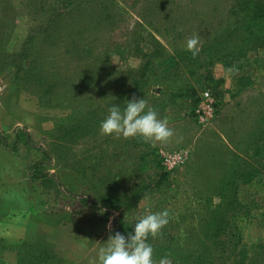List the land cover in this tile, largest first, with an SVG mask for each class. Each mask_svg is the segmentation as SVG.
<instances>
[{
	"label": "rangeland",
	"instance_id": "rangeland-1",
	"mask_svg": "<svg viewBox=\"0 0 264 264\" xmlns=\"http://www.w3.org/2000/svg\"><path fill=\"white\" fill-rule=\"evenodd\" d=\"M105 1L107 12L82 16L93 25L84 63L70 46L78 36L47 24L63 0H0V134L18 128L30 141L0 178V264H94L109 235L163 210L169 223L147 241L156 264H264V33L208 46L234 0ZM76 14L63 20L83 26ZM194 34L196 57L186 50ZM139 84L133 95L173 130L166 143L100 133L108 108L125 106ZM203 91L213 114L200 123ZM180 150L181 163L163 164ZM36 235L41 254L11 248Z\"/></svg>",
	"mask_w": 264,
	"mask_h": 264
},
{
	"label": "clouds",
	"instance_id": "clouds-1",
	"mask_svg": "<svg viewBox=\"0 0 264 264\" xmlns=\"http://www.w3.org/2000/svg\"><path fill=\"white\" fill-rule=\"evenodd\" d=\"M200 37L194 34L186 41V50L196 57L200 52ZM234 67L227 69L233 73ZM103 136L115 135L124 139L140 137L146 143H166L173 136L167 118H159L157 110L149 107L144 99L126 101L123 109L113 104L108 108L107 117L100 124ZM169 223V211L148 212L137 218L133 231L127 236L116 232L109 235L107 242L99 247L94 264H156L153 248L148 238H156ZM158 264H171L169 258H161Z\"/></svg>",
	"mask_w": 264,
	"mask_h": 264
},
{
	"label": "trees",
	"instance_id": "trees-1",
	"mask_svg": "<svg viewBox=\"0 0 264 264\" xmlns=\"http://www.w3.org/2000/svg\"><path fill=\"white\" fill-rule=\"evenodd\" d=\"M105 0H75V3L73 0H63L62 3V11H51L49 12L50 19L47 22V24H52L57 22L58 26H67L68 29L66 31L67 36L74 37L78 36L77 40H72L70 43V46L74 49H77V54L79 57H81V60H84V63H87L89 58V52L90 47H92L91 41H87L86 38L83 37V34L87 33L89 30H93V25H90L88 22V19H83L82 16H86L91 9H95L97 12H107L105 9L104 3ZM232 5H228L229 9H227V18L225 17L224 20L221 23H224V30L220 34L221 39H213V42L210 43L208 46L211 47H218L221 43L224 42H233L238 38V36L241 37V41L247 44H254L260 38V36L254 35V28L257 29V32L264 33V0H234L232 2ZM227 6V7H228ZM235 12H232V11ZM71 11L76 12V15H70V17L73 19L75 17H80L79 22L83 26H81L79 23H73L71 21L70 23L66 22V20H63V18L67 15V13H70ZM239 13V17L236 16L235 13ZM99 13V14H100ZM101 15V14H100ZM103 17V15H101ZM100 16V18H102ZM62 19L60 21H57L58 19ZM72 23V24H71ZM72 26H69V25ZM74 24V25H73ZM48 26V25H47ZM46 27V26H45ZM82 33V34H81ZM264 36V35H263ZM261 39V38H260ZM221 41V42H220ZM203 49V48H201ZM86 50L87 53L84 55L82 52ZM101 55V54H100ZM104 58L106 57L104 53ZM211 57H215L216 55L213 53H210ZM103 64L101 63V66ZM142 85L139 84L135 90L129 91V95L137 94L141 92ZM138 94V95H139ZM125 100L127 101L126 97ZM124 106L121 108L123 109ZM80 124V123H78ZM74 129V127H73ZM29 144L30 141L28 140V133L22 132L21 129H14L12 131V134L5 133L0 134V144L8 151H12L16 148L17 144ZM31 173L33 171L31 170ZM30 173V174H31ZM32 175V174H31ZM214 219V217H213ZM226 223V220H224ZM215 226L217 227V232L221 236L228 237L227 234H223L224 228L220 227L219 224L217 225L215 222H213ZM216 230V229H215ZM217 234V235H218ZM42 235H36V237L32 239L22 240L17 243L10 244L12 245L11 248L15 251L16 254L19 256L21 255L22 248L24 246L34 247L39 249L38 242L40 239H42ZM39 253L41 254V251L39 249ZM43 256V255H41ZM199 260V259H198ZM201 261L206 264H214L213 259H210L208 257H201ZM19 264H21V260L19 258ZM27 264H34L33 262H29ZM41 264H47V263H41ZM224 264V263H222Z\"/></svg>",
	"mask_w": 264,
	"mask_h": 264
},
{
	"label": "built area",
	"instance_id": "built-area-1",
	"mask_svg": "<svg viewBox=\"0 0 264 264\" xmlns=\"http://www.w3.org/2000/svg\"><path fill=\"white\" fill-rule=\"evenodd\" d=\"M195 114L200 123H205L213 114V101L208 91H203L201 100L195 108ZM186 157V150L176 151L174 153L164 154L162 162L168 167L181 163Z\"/></svg>",
	"mask_w": 264,
	"mask_h": 264
},
{
	"label": "crops",
	"instance_id": "crops-1",
	"mask_svg": "<svg viewBox=\"0 0 264 264\" xmlns=\"http://www.w3.org/2000/svg\"><path fill=\"white\" fill-rule=\"evenodd\" d=\"M18 145H21V143L17 144L16 145V148H17ZM3 148L4 147L0 144V178L1 179L8 178V175L7 174L10 172V171H8L6 173V169L4 171V165H5L6 159L11 158V157L15 156V154H16V151H15L16 148L14 150H12V151H8L7 150V152ZM0 194L3 195L1 192H0ZM1 203H3V202L0 200V204ZM24 225L25 226H23V228H24L23 230H24V234H25L26 228H30V227L32 228V225H31L30 222H24ZM14 234H15L14 232H10L9 233V237H13ZM9 237L7 239L14 240L13 238H9ZM25 238H27V237H24V239ZM28 239H31V238H28ZM25 240H27V239H25Z\"/></svg>",
	"mask_w": 264,
	"mask_h": 264
}]
</instances>
